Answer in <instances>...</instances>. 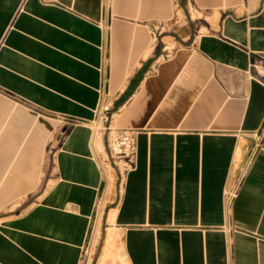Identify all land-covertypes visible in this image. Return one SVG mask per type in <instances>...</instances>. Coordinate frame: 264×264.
<instances>
[{
    "label": "crops",
    "instance_id": "1",
    "mask_svg": "<svg viewBox=\"0 0 264 264\" xmlns=\"http://www.w3.org/2000/svg\"><path fill=\"white\" fill-rule=\"evenodd\" d=\"M0 264H264V0H0Z\"/></svg>",
    "mask_w": 264,
    "mask_h": 264
},
{
    "label": "built area",
    "instance_id": "2",
    "mask_svg": "<svg viewBox=\"0 0 264 264\" xmlns=\"http://www.w3.org/2000/svg\"><path fill=\"white\" fill-rule=\"evenodd\" d=\"M104 131L107 133L108 163L117 167L116 161L120 160V162H125L131 165L136 152V143L133 132L128 130H118L111 125H107L104 128ZM236 192L237 190L235 189L226 192V197L230 203L235 199Z\"/></svg>",
    "mask_w": 264,
    "mask_h": 264
},
{
    "label": "rangeland",
    "instance_id": "3",
    "mask_svg": "<svg viewBox=\"0 0 264 264\" xmlns=\"http://www.w3.org/2000/svg\"><path fill=\"white\" fill-rule=\"evenodd\" d=\"M112 120V106H111V96L108 95V93L105 94L103 97L101 106L98 111V118L96 127L100 130H104V128L107 125H111ZM117 167L111 166V164L108 163V159L105 156L101 159V164L105 168V170L113 172L116 171L117 173V183L120 185L123 180V176L126 172V170L129 168V164L125 162H120V160H117Z\"/></svg>",
    "mask_w": 264,
    "mask_h": 264
}]
</instances>
